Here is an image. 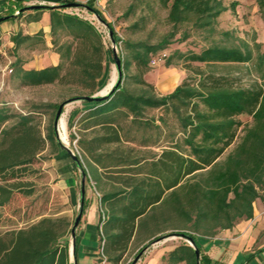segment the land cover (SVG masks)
<instances>
[{
    "label": "trees",
    "instance_id": "obj_1",
    "mask_svg": "<svg viewBox=\"0 0 264 264\" xmlns=\"http://www.w3.org/2000/svg\"><path fill=\"white\" fill-rule=\"evenodd\" d=\"M255 2L264 22V0ZM84 7L107 25L118 46L122 40L103 14L97 8ZM227 10L223 0H172L167 17L170 33L157 45L126 43L137 70L128 79L147 90L136 93L126 86L132 63L119 55L123 60L117 88L100 102L82 101L87 109L71 126L70 138L80 153L77 168L86 174L87 183L94 181L102 190L101 254L110 264H121L138 234L148 228L156 233L178 231L149 245L169 236L183 237L162 256L163 264H220L202 251L199 239L253 219L255 202L264 200V54L258 66L262 83L251 87L192 66L250 63L253 56L245 46L213 44L199 53L178 52L189 75L167 95H156L154 85L144 79L151 56L173 43L179 26L191 24L214 34L218 18ZM18 11L19 15L49 11L54 45L62 33L70 39L54 51L60 56L56 66L25 70L17 60L13 78L19 86L60 84L87 91L78 98L94 96L106 72V43L98 29L65 9L19 7ZM7 17L5 21L16 16L13 12ZM43 34L18 32L12 42L15 47L35 37L43 42ZM187 38L186 33L182 39ZM243 115L252 122L243 124L239 119ZM50 133L56 136L54 124ZM47 145L38 113L20 114L0 107V174L32 165ZM106 183L110 190L103 189ZM12 193V188L0 185V205ZM85 208L86 195L83 213ZM161 224L168 225L161 229ZM68 231L64 219L42 218L28 228L0 234V264H71ZM75 261L77 264L76 247Z\"/></svg>",
    "mask_w": 264,
    "mask_h": 264
},
{
    "label": "rangeland",
    "instance_id": "obj_2",
    "mask_svg": "<svg viewBox=\"0 0 264 264\" xmlns=\"http://www.w3.org/2000/svg\"><path fill=\"white\" fill-rule=\"evenodd\" d=\"M3 1L8 2V4L4 5L6 10H3V14L14 12L19 28L20 24H26L34 18L32 15H29L30 11L19 15V7L39 4L45 6L60 4V0ZM63 1L66 2L65 4L74 3L80 5L77 8L65 9V13L74 14L87 21L96 19L95 25L105 40L106 72L101 88L96 94L102 92L111 83L115 74L116 81L118 80V70L115 64L114 45L111 41L110 30L107 25L101 22L95 14L84 6L97 8L107 22L111 24L120 40H122L116 46L118 55L123 56L125 60H129L132 63L131 68L126 72V86L136 93L147 90L132 84V81L128 79L129 76L136 75L137 70L129 50L126 49V43L136 44L142 42L149 45H157L166 34L170 33L172 25L168 23L167 17L172 0H169L167 5L164 3L166 0ZM223 3L228 10L218 18L215 26L216 33L212 34L205 30L193 28L191 24L179 26L173 43L166 49L160 50L151 56L149 71L144 75V79L154 85L156 95L163 96L172 93L188 77L189 73L183 69V62L178 58V52L182 54L190 52L199 53L213 44L229 47L237 46L242 49H244V46L249 47L253 59L250 63L245 64L219 63L206 66L205 64L193 63L192 66L194 68H201L207 73L228 77L236 85L242 87H251L256 83H262V72L259 71L258 66L259 57L264 54V22L258 6L255 1L251 0H223ZM232 3L236 4L235 7H233L234 5L232 6ZM44 13L50 15L49 11L40 12L35 15V18ZM18 29L17 31H12L13 34L10 35V41H12V38L18 32L21 35L24 33L23 29L19 31ZM186 33L188 34V38L183 41L182 38ZM224 33H228L229 36L225 37ZM19 38L21 39L22 37ZM39 40H41L40 37H35V39L24 41L15 47L14 43L9 41V38L4 39L0 35V107L5 106L13 112L20 114L38 113V117L42 122L43 134L48 137L47 149L32 165L17 169L13 173L0 174V185L12 188L13 190L9 201L0 205V234L28 228L42 218H62L68 226L69 231L66 239L69 241L71 247V230L79 212L80 200L78 196L75 206L72 205L66 191L56 187L58 177L52 159L58 149H60L59 146L71 149L80 158L76 141L72 140L70 135L73 130L71 126L75 125L83 111L75 120L71 118V114L74 110L81 109L83 103L81 101L70 102V100L86 94L87 91L60 84L35 88H23L19 86V82L13 78V70L17 60L24 62V60L34 59L35 55H41L48 51L44 34L43 42ZM53 40L54 38L49 34L47 41L50 43L51 47L49 49L52 51L58 50L59 45L70 41L63 33L57 37V46L54 45ZM168 60L171 62L170 65L167 64ZM169 79H172V83H167L168 86H166L167 84L165 83ZM64 103H66V106L62 122L66 127L67 143L59 141L56 136L50 133L58 111V109H54V106H60ZM85 109L87 108L85 107ZM150 114H153V112L150 111ZM239 119L243 124H250L252 122V119L247 115H243ZM242 134L240 131L238 137L240 138ZM232 150L233 147L227 150L221 162L225 160ZM76 177L81 188L83 178L80 169L76 170ZM102 187L105 190L111 189L108 183ZM80 188L78 187V190ZM85 189L86 192L94 189L93 193L97 197L101 198L102 196V190L96 187L94 181L87 183L85 180ZM166 225L168 224H161L160 228L164 229ZM172 232L178 231L169 230L156 233L154 228L141 231L133 241L121 264H133L138 256L139 258L135 264H163L158 259L159 254L172 250L181 243V239L177 236H169L162 238L159 242L156 241L150 245L149 243L156 238ZM263 242L264 233L260 237V243ZM101 253L102 250L100 251L99 263L110 264Z\"/></svg>",
    "mask_w": 264,
    "mask_h": 264
},
{
    "label": "crops",
    "instance_id": "obj_3",
    "mask_svg": "<svg viewBox=\"0 0 264 264\" xmlns=\"http://www.w3.org/2000/svg\"><path fill=\"white\" fill-rule=\"evenodd\" d=\"M6 4L8 2L0 0V17L12 14H3ZM36 14L29 12L34 18L26 24H20V28L16 19L0 23V35L4 39L9 38V41L12 31H17L18 28V31L23 29L22 35L33 36L43 31L48 51L35 55L34 59L24 60L22 68L25 70H39L60 63V56L49 49L51 45L47 41L50 34V15L44 13L35 18ZM84 108L82 105L81 109L74 110L71 118L75 120ZM59 147L52 159L57 170L56 187L65 190L70 197V203L75 206L78 196L79 200L81 198V188L76 177L78 168L66 148ZM93 190L86 192V208L76 231L77 264H101L99 260L102 245L100 238L102 214L100 198L93 193ZM262 233H264V200H257L254 204L253 219L241 221L231 229L221 230L213 237H201L199 243L202 251L220 264H264V242L260 243ZM164 254H159L158 259L161 260Z\"/></svg>",
    "mask_w": 264,
    "mask_h": 264
},
{
    "label": "water",
    "instance_id": "obj_4",
    "mask_svg": "<svg viewBox=\"0 0 264 264\" xmlns=\"http://www.w3.org/2000/svg\"><path fill=\"white\" fill-rule=\"evenodd\" d=\"M79 6H80L79 4H74V3L51 5V6H45V5L39 4V5H31V6H28L26 8L27 9H33V10H39V9L45 8V7L59 8V9H71V8H77ZM7 18H8L7 16L0 17V23L4 22ZM110 37H111V41H112V43L114 45L113 53H114L115 64H116V67H117V70H118V80L113 83V85L111 86L109 91H107L106 93L100 92V93H98V94H96L94 96H91V97L87 96V97L75 98L73 100H70V102H74V101L100 102V101L104 100L105 98H107L110 95V93H112L117 88V86H118V84H119V82L121 80V75H122V72H121L122 60L119 57L118 52H117V47H116L117 45H116V43H115V41L113 39V32H110ZM65 106H66V103L61 104L59 106L57 114H56V117H55V121H54V128H55V132H56V137L58 138L59 141H62V139L60 137V133H59V125H60V120H61V118L63 116V113H64ZM66 150L68 151L69 155L74 160V162L79 165L80 164L79 157L76 154H74L71 149L66 148ZM81 173H82V171H81ZM82 178H83V180H82V183H81V198H80L79 212H78V215H77V217L75 219V223L73 225V228L71 230V238H72L71 242L72 243H71V247H70V250H69L70 251V257H71V264H76V261H75L76 231H77V228L80 225V222L82 220L83 208H84V203H85V195H86V189H85L86 174L85 173H82ZM179 238L183 239V237H179ZM157 241L159 242V241H161V239L157 240ZM186 241L191 246H193V243L190 240H186ZM196 254H197V257L199 259L200 253H199L198 250H196ZM138 258H139V256L136 258V260L134 261L133 264L136 263Z\"/></svg>",
    "mask_w": 264,
    "mask_h": 264
},
{
    "label": "bare ground",
    "instance_id": "obj_5",
    "mask_svg": "<svg viewBox=\"0 0 264 264\" xmlns=\"http://www.w3.org/2000/svg\"><path fill=\"white\" fill-rule=\"evenodd\" d=\"M172 80V79H171ZM170 79L165 83V84H167V83H172V81H171ZM116 81V74H115V76L113 77V79H112V81H111V83L102 91L103 93H106L107 91H109V89L111 88V86L113 85V83ZM166 86H168V84L166 85ZM62 124V125H61ZM59 133H60V137H61V139H62V141L64 142V143H67V138H66V127H65V124L62 122V118H61V120H60V125H59Z\"/></svg>",
    "mask_w": 264,
    "mask_h": 264
},
{
    "label": "built area",
    "instance_id": "obj_6",
    "mask_svg": "<svg viewBox=\"0 0 264 264\" xmlns=\"http://www.w3.org/2000/svg\"><path fill=\"white\" fill-rule=\"evenodd\" d=\"M91 24H93L95 27H96V19H93V20H89ZM97 28V27H96ZM98 29V28H97Z\"/></svg>",
    "mask_w": 264,
    "mask_h": 264
}]
</instances>
